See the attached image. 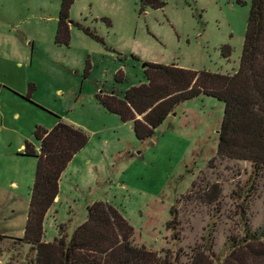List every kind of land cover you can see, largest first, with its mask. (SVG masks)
I'll return each instance as SVG.
<instances>
[{"label": "rangeland", "instance_id": "1", "mask_svg": "<svg viewBox=\"0 0 264 264\" xmlns=\"http://www.w3.org/2000/svg\"><path fill=\"white\" fill-rule=\"evenodd\" d=\"M61 1L0 0V264H31L30 246L16 239L24 235L37 158L20 146L39 153L36 127L50 130L58 119L89 139L61 175L44 241L60 225L70 239L88 206L105 202L133 227L134 244L162 264H264V238H245L240 209L251 230L264 229V168L255 176L248 161L214 159L221 102L186 101L140 141L96 98L144 84V62L235 73L251 0H156L158 9L142 0H74L67 46L55 43ZM224 46L232 51L227 59ZM207 182L221 189L217 204L196 195Z\"/></svg>", "mask_w": 264, "mask_h": 264}, {"label": "trees", "instance_id": "2", "mask_svg": "<svg viewBox=\"0 0 264 264\" xmlns=\"http://www.w3.org/2000/svg\"><path fill=\"white\" fill-rule=\"evenodd\" d=\"M73 1H61L55 34L58 45H69V11ZM142 4L154 9L163 7L156 0H142ZM85 32L89 34L88 30ZM91 37L102 42L97 36ZM231 53L227 46L222 47L223 58H229ZM143 74L144 84L128 87L121 95L112 92L96 96L105 110L117 115L123 123L132 124L138 140L153 138L156 130L184 102L200 96L212 97L224 109L214 159L248 161L255 176L264 168V0H251L235 73L144 62ZM117 80H122V73L117 74ZM33 89L29 85L27 98ZM34 137L39 142V153L28 142L24 146L23 155L36 157L37 166L24 235L16 239L30 246L31 264H162L157 253L134 244L133 227L119 208L105 202L88 206L86 221L74 230L70 239L60 225L58 236L52 242L44 241L45 217L59 193L61 175L89 138L82 129L60 119L50 130L36 127ZM252 185L253 182L235 196L244 201ZM220 194L216 184L207 182L196 195L203 203L214 205ZM240 209L246 226L245 238L257 243L264 238V229L251 230L244 219V208ZM170 216L167 225L174 231L179 225L175 208L170 210Z\"/></svg>", "mask_w": 264, "mask_h": 264}, {"label": "crops", "instance_id": "3", "mask_svg": "<svg viewBox=\"0 0 264 264\" xmlns=\"http://www.w3.org/2000/svg\"><path fill=\"white\" fill-rule=\"evenodd\" d=\"M16 116H18V115L16 114ZM171 117H172V116H171ZM173 118H174V117H173ZM52 128H53V127H52ZM22 148L24 149V145H21V146H20V149H22ZM38 148H39V147H38ZM56 200H57V197H56L55 201H56Z\"/></svg>", "mask_w": 264, "mask_h": 264}]
</instances>
